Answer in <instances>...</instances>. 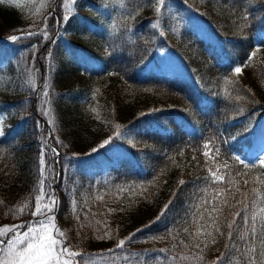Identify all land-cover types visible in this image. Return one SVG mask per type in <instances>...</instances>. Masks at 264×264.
Returning a JSON list of instances; mask_svg holds the SVG:
<instances>
[{
    "label": "trees",
    "instance_id": "trees-1",
    "mask_svg": "<svg viewBox=\"0 0 264 264\" xmlns=\"http://www.w3.org/2000/svg\"><path fill=\"white\" fill-rule=\"evenodd\" d=\"M63 1L46 30L70 39L0 41V228L33 216L48 166L57 228L85 257L246 264L254 248L264 264V165L251 153L264 137V0H164L159 14L154 0H75L70 13ZM24 6L0 0V38L19 31ZM105 133L114 144L87 154ZM200 223L212 235L194 240Z\"/></svg>",
    "mask_w": 264,
    "mask_h": 264
},
{
    "label": "snow or ice",
    "instance_id": "snow-or-ice-1",
    "mask_svg": "<svg viewBox=\"0 0 264 264\" xmlns=\"http://www.w3.org/2000/svg\"><path fill=\"white\" fill-rule=\"evenodd\" d=\"M160 4L164 3V0H159ZM67 17H62L61 22L63 20H66ZM154 27V25H153ZM31 34V33H29ZM44 37L47 39L48 34L45 31L43 33ZM19 37H12V39H18ZM253 56L255 53L252 54ZM235 73L239 74L241 72V67H236L234 69ZM45 96L48 95L47 92L44 93ZM119 127V126H117ZM4 132L0 130V136H3ZM117 135H120L118 132ZM110 143L109 140L103 141L101 147L107 145ZM205 149L209 148L208 144H205L203 146ZM98 149H94L93 151H97ZM205 157H208L209 152L205 151L203 153ZM236 159L243 163V159L239 156H236ZM259 159V158H258ZM45 162L43 159L40 160V164L43 165ZM261 164H264V159L260 160ZM211 173V178L214 182L223 183L224 177L218 176L215 172H212L211 169H209ZM43 184V181L41 182ZM181 184H183V181H180ZM245 184H247V181H245ZM258 195V194H257ZM47 198V202H43V199L40 195H37L35 197L36 205L35 209L32 212L33 216H43V219L39 220L37 227H28L26 231L23 233H18L16 231L15 227H7L0 228V264H94L92 261H86L83 260V253H78L74 251H70L69 247L66 244V240L64 239L65 233L63 231H60L59 229H56L54 226L51 225L52 217L50 213H52L55 209L56 201L51 198L50 194H45ZM217 198L224 196V192H217L216 193ZM224 202H227L226 196H224ZM215 204V201H213V205ZM167 206H165V209ZM248 205L245 204V209L247 210ZM212 211L215 212L216 208L213 206ZM23 212V209H21V213ZM14 214V212H13ZM163 214V213H161ZM240 216V213H236L235 217L233 219L232 223L228 224V228L230 229L228 233L229 240L232 238V231L231 229L234 227L235 219ZM159 219V217L157 218ZM200 221H203L204 217H199ZM244 224H249V217L245 216L244 218ZM209 220H211L212 225H215V231L217 233H220V228L217 225V218L213 216H209ZM251 234L252 236L256 235V214H253L251 216ZM212 225L200 223L195 233L191 234L192 238L196 240L201 235L204 236H211L212 233L206 231L207 228H209ZM53 227V231H49V227ZM23 227V226H20ZM202 229L205 230L202 232ZM140 231V229H138ZM185 232L188 231L187 228L184 229ZM8 233H12L11 236H8V238L5 240L4 237L7 236ZM221 235L223 233H220ZM109 234L107 232L104 233L105 238L108 237ZM243 239V238H242ZM215 242V241H213ZM125 240H120L117 244L118 248H122L125 245ZM183 244V241L180 242ZM195 247L197 249H200L201 244L198 242L195 244ZM204 247H207V243H204ZM227 247V246H226ZM109 251H112L111 249ZM246 254V264H252V261L255 259V249L254 248H246L245 250ZM95 255V254H92ZM77 256L81 257V260L77 261L75 258ZM186 260L187 257L185 256H177L174 257L173 260ZM220 258H218L217 264H219Z\"/></svg>",
    "mask_w": 264,
    "mask_h": 264
},
{
    "label": "rangeland",
    "instance_id": "rangeland-1",
    "mask_svg": "<svg viewBox=\"0 0 264 264\" xmlns=\"http://www.w3.org/2000/svg\"><path fill=\"white\" fill-rule=\"evenodd\" d=\"M55 0H24V12H23V17H22V21H23V25L21 27H19V31L13 33V35H9L8 37H2L0 38V41H5V40H12V37H18L20 35L23 34H29V33H38L41 35V39L42 41L45 40L46 38L44 37L43 33L46 31L48 34V37H50L52 34L49 30V32L46 30V27H48V25L45 23L48 20L49 14H50V7H52L53 2ZM74 1L75 0H64L62 3V7L65 9V11L67 13H70L72 11L75 10V6H74ZM165 3V2H164ZM159 3V0H154L153 4H152V10L155 11L157 14L160 13V11L162 10V6L164 5ZM154 25V27H153ZM159 26L156 22L155 18H152L149 20V31L157 36V34H163L164 31L159 29ZM40 29V30H39ZM39 30V31H38ZM8 31V30H6ZM60 39V40H65V39H70L67 35H65L64 33H62L61 30H58L57 32L55 31L54 34L52 35L51 39ZM114 77L109 76V78H107V84L109 86H114L115 82H114ZM42 81L39 82V87L42 86ZM118 86V84L116 85ZM113 88V87H112ZM114 93L113 96H116V92L118 91L116 87L113 88ZM6 124V119L5 116L0 114V130L3 131V128ZM110 134H103V135H99L93 143H91L87 149H86V153L90 154L96 151H93L94 149H99L102 148L101 145L103 143V141L105 140H109L110 139V143L103 146V147H108L109 145H113L114 141L111 139ZM251 153L252 156L254 158V160L258 163H260L261 159H264V137L260 136L257 137L251 146ZM259 158V159H258ZM264 165V164H263ZM41 175L44 177V179L46 180L43 181V184L41 185V190H40V196L43 199V202H47V198L45 196V194H50L51 198L55 199V195L57 192L56 188H53L54 191H52L51 185L48 181H50V179L52 180V178H56L57 177V172L54 170L50 169L48 170V166L46 167H41ZM54 173V174H53ZM53 174V176H52ZM48 180V181H47ZM54 192V193H52ZM52 220H51V225L54 226L56 229L57 228V219L55 217V209L52 213H50ZM43 219V216H32L26 220H24L20 225L17 226H7L9 228L11 227H15L16 231L18 233H23L24 231L27 230L28 227H37L39 220ZM23 226V227H20ZM1 228H5L1 227ZM49 231H53V227H49ZM12 233H8L7 236L4 237V239L6 240L8 238V236H11ZM70 251H74L71 250L69 248ZM75 252V251H74ZM77 261L81 260L80 256H77L75 258ZM83 260L86 261H92L94 262V264H121L119 257L116 258V260L114 261H108L106 259H103L101 257H85L83 256Z\"/></svg>",
    "mask_w": 264,
    "mask_h": 264
}]
</instances>
